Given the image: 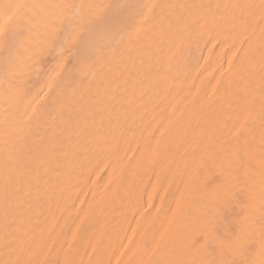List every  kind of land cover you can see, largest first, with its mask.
<instances>
[{
	"label": "bare ground",
	"instance_id": "obj_1",
	"mask_svg": "<svg viewBox=\"0 0 264 264\" xmlns=\"http://www.w3.org/2000/svg\"><path fill=\"white\" fill-rule=\"evenodd\" d=\"M0 264H264V0H0Z\"/></svg>",
	"mask_w": 264,
	"mask_h": 264
}]
</instances>
